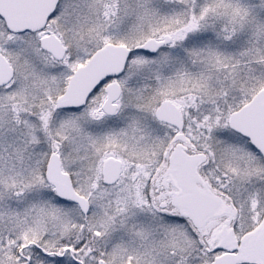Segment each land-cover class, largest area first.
<instances>
[{"label": "snow or ice", "instance_id": "1", "mask_svg": "<svg viewBox=\"0 0 264 264\" xmlns=\"http://www.w3.org/2000/svg\"><path fill=\"white\" fill-rule=\"evenodd\" d=\"M0 264H264V0H0Z\"/></svg>", "mask_w": 264, "mask_h": 264}]
</instances>
